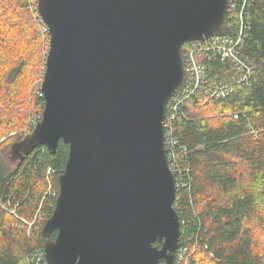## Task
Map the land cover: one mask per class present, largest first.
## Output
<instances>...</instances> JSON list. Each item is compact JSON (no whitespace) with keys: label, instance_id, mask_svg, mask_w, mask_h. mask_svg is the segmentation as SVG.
<instances>
[{"label":"water","instance_id":"1","mask_svg":"<svg viewBox=\"0 0 264 264\" xmlns=\"http://www.w3.org/2000/svg\"><path fill=\"white\" fill-rule=\"evenodd\" d=\"M228 1L37 0L45 107L12 153L70 148L42 229L47 264H175L167 106L187 77L182 46L226 34Z\"/></svg>","mask_w":264,"mask_h":264},{"label":"trees","instance_id":"2","mask_svg":"<svg viewBox=\"0 0 264 264\" xmlns=\"http://www.w3.org/2000/svg\"><path fill=\"white\" fill-rule=\"evenodd\" d=\"M35 2L0 0V264H44L37 255L46 242L42 229L55 209L59 176L70 151L60 140L54 153L46 145L23 159L12 153L13 145L33 131L45 107L44 73L37 80L35 68L36 56L42 57L44 49L25 46L18 21V15L27 13L37 30L34 38L42 45ZM247 10L251 27L242 50L256 64L251 83L225 98L198 91L171 122L177 143L168 148V155L173 153L176 166L174 205L181 221L175 261L185 247L186 264H264L259 236L264 234V0H250ZM43 57L45 68L46 54ZM205 61L210 86L237 74V68L220 57ZM169 114L167 108L166 119ZM27 221H33L31 229ZM56 236L54 231L50 238Z\"/></svg>","mask_w":264,"mask_h":264},{"label":"built area","instance_id":"3","mask_svg":"<svg viewBox=\"0 0 264 264\" xmlns=\"http://www.w3.org/2000/svg\"><path fill=\"white\" fill-rule=\"evenodd\" d=\"M249 1L250 0L228 1L227 25L230 19V26L233 28L232 33L229 34L227 32L226 26V34L224 35H215L202 40H193L182 46V55L185 60L187 77L183 88L171 97L167 106L170 110L169 117L167 119L165 118L164 122L167 155L168 148L177 143L174 139V128L171 122L175 117L176 111L179 110L182 104L187 100L193 99L198 91H205L209 98H225L233 92L240 90L243 84L251 83L254 77L256 64L254 60L244 54L242 50L248 36V30H250L251 27V13L247 10ZM35 4V9H37V0ZM46 30H48L47 25ZM211 56L220 57L222 62H231L237 68V74L222 79L213 86H210L208 84V70L205 60ZM234 116L237 117V115ZM172 154L173 153H169L170 157L168 155V159L174 172L176 166L174 162H171V160L173 161ZM37 255L40 261L47 264L44 250H39ZM187 256L188 249L185 247L181 248L175 263L186 264L188 261ZM183 260L185 261L182 262Z\"/></svg>","mask_w":264,"mask_h":264},{"label":"rangeland","instance_id":"4","mask_svg":"<svg viewBox=\"0 0 264 264\" xmlns=\"http://www.w3.org/2000/svg\"><path fill=\"white\" fill-rule=\"evenodd\" d=\"M33 10L35 11V9L33 8ZM37 12V15H39L38 11ZM36 14V13H35ZM19 16V25L24 29V31L22 32V37L23 39H25V46L27 48H29L30 50L32 49L35 50L36 48H38V51L41 49L43 51L44 49V53L43 55L46 54V58H47V52L49 50V46H50V43H49V39H50V35H47V31L46 30V24L44 22H42L41 18H38V23H39V26L41 28V31L42 33L44 34V39H42V45H40L39 41L37 39L34 38V33L37 32L36 28L33 26L35 25L32 21V19L29 17V15L26 13L25 15H18ZM40 16V15H39ZM49 32V31H48ZM48 40V41H47ZM41 57V55L39 56H36V69L39 71V76L37 78V80L42 76V74L44 73V57ZM35 75V72L33 70V72L31 74H29V77H33ZM37 80L35 83H37ZM30 121L31 120H34L33 117L29 119ZM21 132L20 131H14V132H11L9 136H15L17 133ZM17 159V158H15ZM15 161L12 163V165H14ZM53 186V182L51 181L50 182V185H49V188L48 190H51ZM14 212V211H13ZM33 221H35V219H33ZM33 221H27V226L29 229L32 228L33 226ZM31 226V227H30ZM261 238V241H264V234L261 233L259 234ZM185 260H183L182 262H184Z\"/></svg>","mask_w":264,"mask_h":264}]
</instances>
